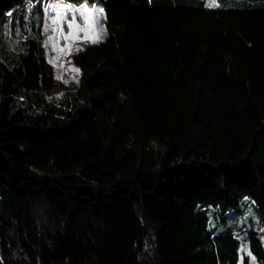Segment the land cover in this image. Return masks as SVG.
<instances>
[{"label": "trees", "instance_id": "obj_1", "mask_svg": "<svg viewBox=\"0 0 264 264\" xmlns=\"http://www.w3.org/2000/svg\"><path fill=\"white\" fill-rule=\"evenodd\" d=\"M49 1L0 0V264H264V0H58L106 38L53 97Z\"/></svg>", "mask_w": 264, "mask_h": 264}, {"label": "rangeland", "instance_id": "obj_2", "mask_svg": "<svg viewBox=\"0 0 264 264\" xmlns=\"http://www.w3.org/2000/svg\"><path fill=\"white\" fill-rule=\"evenodd\" d=\"M53 5H59L57 10L63 15V20L52 9ZM44 24L42 46L44 55L54 71L56 86L49 97L60 95L65 90H74L77 87L79 72L72 62V56L89 44L102 41L106 38V30L103 20V9L99 5L81 4L51 0L43 5ZM65 10L66 13H65ZM54 20L56 22H54ZM58 77H60L58 79ZM248 214L243 209L242 214L230 221L216 223L214 231L219 234L230 231L241 239L243 232L250 222ZM264 233V232H263Z\"/></svg>", "mask_w": 264, "mask_h": 264}, {"label": "snow or ice", "instance_id": "obj_3", "mask_svg": "<svg viewBox=\"0 0 264 264\" xmlns=\"http://www.w3.org/2000/svg\"><path fill=\"white\" fill-rule=\"evenodd\" d=\"M209 7H212V6H218V5H216L215 4V0H212V3L211 4H209L208 5ZM50 7H52V9L54 10V11H57L59 8H60V6L59 5H53V6H50ZM66 11L67 10H65V13H66ZM57 15L60 17V20L62 21L63 20V15H61V13L59 12V11H57ZM54 22H56L55 20H54ZM73 71H76L77 73L79 72V69H72ZM60 77H58V79H59Z\"/></svg>", "mask_w": 264, "mask_h": 264}]
</instances>
